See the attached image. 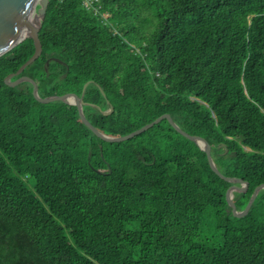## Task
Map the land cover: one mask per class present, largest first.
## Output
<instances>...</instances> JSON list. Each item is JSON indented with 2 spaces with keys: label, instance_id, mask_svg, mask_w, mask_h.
I'll use <instances>...</instances> for the list:
<instances>
[{
  "label": "trees",
  "instance_id": "trees-1",
  "mask_svg": "<svg viewBox=\"0 0 264 264\" xmlns=\"http://www.w3.org/2000/svg\"><path fill=\"white\" fill-rule=\"evenodd\" d=\"M100 2L107 23L48 0L21 74L41 97L75 91L109 136L168 113L239 178L242 210L264 183V0ZM33 51L26 36L0 55V264H264V188L236 217L229 180L165 119L106 141L74 104L5 84Z\"/></svg>",
  "mask_w": 264,
  "mask_h": 264
},
{
  "label": "water",
  "instance_id": "water-1",
  "mask_svg": "<svg viewBox=\"0 0 264 264\" xmlns=\"http://www.w3.org/2000/svg\"><path fill=\"white\" fill-rule=\"evenodd\" d=\"M37 4L38 7H36ZM47 4L48 0H0V55L15 46L26 36L30 37L34 43L33 53L15 71L8 73L4 77V83L12 86L20 81H29L31 83V93L36 100L40 102H49L53 100L65 99L68 103L74 104L77 108L81 121L86 126H88L97 137L106 141L118 142L128 139L148 129L160 119H165L175 130L184 136L193 139L199 145V147L204 150L208 167L214 174L229 180V183L225 187L226 201L228 202L230 210L234 216H244L254 201L257 192L261 188H264V183L256 185L252 189L245 207L242 210H237L235 208L232 190L237 187L239 178L236 177L232 172L218 171L211 157L210 145L205 137L195 133H187L186 131L182 130L177 125V123L173 121L168 113H162L156 116L152 121L134 129L127 134L121 136H109L95 128L86 118L82 109V98L75 91L65 90L57 95H49L45 97L39 96L36 90V81L33 79V77L21 73L23 69L32 61H34L41 53L42 44L38 32L40 28V20L45 15ZM87 85L88 81L83 84L82 89H84ZM102 94L104 95L103 92ZM242 139L243 137L241 136L238 140Z\"/></svg>",
  "mask_w": 264,
  "mask_h": 264
},
{
  "label": "built area",
  "instance_id": "built-area-1",
  "mask_svg": "<svg viewBox=\"0 0 264 264\" xmlns=\"http://www.w3.org/2000/svg\"><path fill=\"white\" fill-rule=\"evenodd\" d=\"M82 7L85 8L87 11L98 15L100 18L101 23H107L108 22V12H100V9L102 7L100 0H79Z\"/></svg>",
  "mask_w": 264,
  "mask_h": 264
}]
</instances>
